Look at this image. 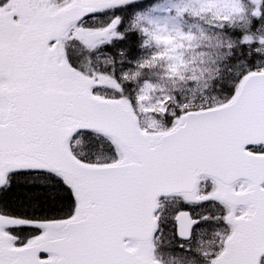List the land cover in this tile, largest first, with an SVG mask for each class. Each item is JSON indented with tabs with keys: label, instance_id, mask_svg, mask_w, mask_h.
Segmentation results:
<instances>
[{
	"label": "snow or ice",
	"instance_id": "1",
	"mask_svg": "<svg viewBox=\"0 0 264 264\" xmlns=\"http://www.w3.org/2000/svg\"><path fill=\"white\" fill-rule=\"evenodd\" d=\"M136 2L0 0V264H264V0L199 104L133 83Z\"/></svg>",
	"mask_w": 264,
	"mask_h": 264
},
{
	"label": "rangeland",
	"instance_id": "2",
	"mask_svg": "<svg viewBox=\"0 0 264 264\" xmlns=\"http://www.w3.org/2000/svg\"><path fill=\"white\" fill-rule=\"evenodd\" d=\"M243 9L241 0H152L136 5L131 10L123 11V14L130 18L127 24L129 27L138 16L156 21V24L152 26L148 25L147 20L142 19L140 22L144 27H151L154 35L145 36L144 40H149L148 47H150L149 51L147 49L148 53L146 50L141 53V59L144 58L142 59L143 68L146 70L140 71L133 83L140 85L147 78V81L158 89L153 93L154 95L177 90L175 94L180 95L189 104H199L210 99L199 90L202 86L198 84V81L201 80L192 74L194 71L192 66L187 70L188 79L182 83V88H180L182 84L174 81V72L183 67L180 63V45L182 40L188 37L187 24L191 23L197 14L212 15L214 19L216 18L215 21H226V19L237 21ZM157 32L161 34L155 35Z\"/></svg>",
	"mask_w": 264,
	"mask_h": 264
},
{
	"label": "trees",
	"instance_id": "3",
	"mask_svg": "<svg viewBox=\"0 0 264 264\" xmlns=\"http://www.w3.org/2000/svg\"><path fill=\"white\" fill-rule=\"evenodd\" d=\"M194 17L195 18H193L191 22L193 30L188 33V37L186 40H182V45H180V51H184V55L181 56L180 60L183 67L174 72V81L179 84L185 83L186 79H188L187 70L192 66V68H194L192 74L201 80L198 81V84L200 83L199 85L202 86L199 90L202 94L205 93L211 99L212 96L216 95L220 87L218 82L226 77L230 71L228 68L230 37L227 33L222 32L218 25L222 21L230 25L235 22L232 20L215 21L216 18L214 19L212 15L203 16L197 14ZM133 35H135V33H133ZM136 39L140 42L138 36ZM142 50L141 48V53H143ZM142 59L144 58L142 57ZM182 87L183 84L180 88ZM164 260L169 263L172 261V258H164Z\"/></svg>",
	"mask_w": 264,
	"mask_h": 264
},
{
	"label": "flooded vegetation",
	"instance_id": "4",
	"mask_svg": "<svg viewBox=\"0 0 264 264\" xmlns=\"http://www.w3.org/2000/svg\"><path fill=\"white\" fill-rule=\"evenodd\" d=\"M201 241H203V247L204 248H208L210 246V243L212 241V236L210 234H207V235H204L200 238ZM199 244V242H198ZM166 256H169V258L172 257V255H169V254H165Z\"/></svg>",
	"mask_w": 264,
	"mask_h": 264
},
{
	"label": "water",
	"instance_id": "5",
	"mask_svg": "<svg viewBox=\"0 0 264 264\" xmlns=\"http://www.w3.org/2000/svg\"><path fill=\"white\" fill-rule=\"evenodd\" d=\"M137 1H139V0H137ZM186 179H188V178L186 177ZM150 257H151V254H150ZM152 264H160V262H158V261L154 260V258H152Z\"/></svg>",
	"mask_w": 264,
	"mask_h": 264
}]
</instances>
